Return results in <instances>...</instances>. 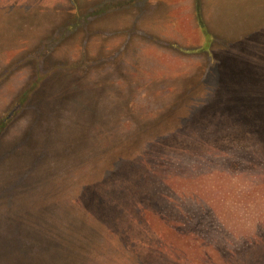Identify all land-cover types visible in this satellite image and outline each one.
I'll use <instances>...</instances> for the list:
<instances>
[{
	"label": "rangeland",
	"instance_id": "obj_1",
	"mask_svg": "<svg viewBox=\"0 0 264 264\" xmlns=\"http://www.w3.org/2000/svg\"><path fill=\"white\" fill-rule=\"evenodd\" d=\"M0 264H264V0H0Z\"/></svg>",
	"mask_w": 264,
	"mask_h": 264
}]
</instances>
